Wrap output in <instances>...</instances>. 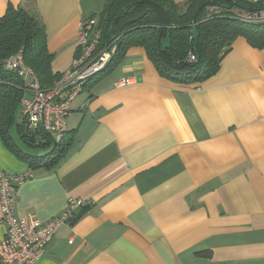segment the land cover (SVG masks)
Masks as SVG:
<instances>
[{
  "label": "crops",
  "instance_id": "obj_1",
  "mask_svg": "<svg viewBox=\"0 0 264 264\" xmlns=\"http://www.w3.org/2000/svg\"><path fill=\"white\" fill-rule=\"evenodd\" d=\"M105 2L0 0V16L19 4L35 11L63 73L80 22ZM67 127L73 144L51 167L30 168L0 138V166L33 173L17 187L18 217L46 223L72 197L93 201L37 264H264V47L237 37L199 84L164 78L132 47L71 102Z\"/></svg>",
  "mask_w": 264,
  "mask_h": 264
},
{
  "label": "trees",
  "instance_id": "obj_2",
  "mask_svg": "<svg viewBox=\"0 0 264 264\" xmlns=\"http://www.w3.org/2000/svg\"><path fill=\"white\" fill-rule=\"evenodd\" d=\"M261 9L264 0H106L103 10L90 17H98L99 49L115 43L116 50L107 67L93 75L85 87L92 88L113 71L132 47L143 48L164 78L199 84L219 72L237 37H245L253 47H264V20H246L234 14L235 10L253 13ZM18 52L43 88L52 87L61 77V72L53 70L54 54L48 49L41 18L22 4L9 6L0 16V138L30 168L51 167L68 152L75 130L68 129L57 142L45 131L33 132L26 127L22 99L28 81L17 70L4 67V60ZM19 141L30 147L53 148L43 155H33Z\"/></svg>",
  "mask_w": 264,
  "mask_h": 264
},
{
  "label": "built area",
  "instance_id": "obj_3",
  "mask_svg": "<svg viewBox=\"0 0 264 264\" xmlns=\"http://www.w3.org/2000/svg\"><path fill=\"white\" fill-rule=\"evenodd\" d=\"M251 19L264 20V9L251 13ZM100 37L98 17L83 19L79 26L78 53L71 66L48 89L41 86L35 72L26 66L22 52L4 60L5 68L17 70L28 81L22 99V114L30 131H45L57 142L64 138L71 102L83 92L93 75L107 67L116 50L115 43L100 50ZM190 58L194 59V56ZM130 79H122L118 84L126 85L131 82ZM32 176L31 169L12 172L0 166V222L6 227V235L0 240V264H37L47 252L57 229L74 219L79 210L92 205V199L72 197L66 209L46 223L36 215L18 217L17 187Z\"/></svg>",
  "mask_w": 264,
  "mask_h": 264
},
{
  "label": "rangeland",
  "instance_id": "obj_4",
  "mask_svg": "<svg viewBox=\"0 0 264 264\" xmlns=\"http://www.w3.org/2000/svg\"><path fill=\"white\" fill-rule=\"evenodd\" d=\"M234 14H235V16L243 17V19L249 20V16L251 13H247L245 11L235 10ZM251 20H253V19H251ZM253 21H255V20H253ZM17 120H18L17 122H19L21 120V116H19L17 118ZM18 143L25 151H27L33 155H43L46 152H49L53 148V145L46 146V148H41V147H30V146H28V145H26L20 141Z\"/></svg>",
  "mask_w": 264,
  "mask_h": 264
}]
</instances>
